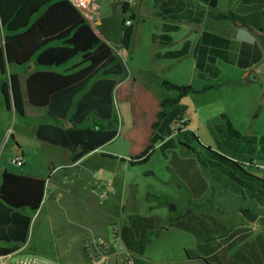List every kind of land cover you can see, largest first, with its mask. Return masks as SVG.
I'll return each mask as SVG.
<instances>
[{
	"label": "trees",
	"instance_id": "obj_1",
	"mask_svg": "<svg viewBox=\"0 0 264 264\" xmlns=\"http://www.w3.org/2000/svg\"><path fill=\"white\" fill-rule=\"evenodd\" d=\"M257 4V8L249 12L229 10L212 14L208 8H215L217 0H153L158 15L169 20L200 23L209 14L216 20L244 23L264 32V0H257ZM129 12V16H125ZM121 13L120 45L128 49L135 13L125 1L121 2ZM127 20L130 21L128 24ZM178 29L177 24L163 23L162 33L153 34L151 39L161 45H169L172 42L169 33ZM1 39L0 94L5 108L8 111L13 108L15 114L22 116L45 111L53 120L68 118L72 123L71 127L64 128L58 123L40 122L34 131L37 139L66 148L70 160L76 161L116 136L113 89L117 78L123 74V66L112 46L99 38L88 20L69 0H0V42ZM231 46L230 38L203 29L194 46L190 41H184L180 48L156 53L154 57L181 59L191 51L200 78H217L219 61L248 69L263 59L256 42L241 41L234 59L230 54ZM78 55L81 56L79 61L63 68ZM31 62L37 67L34 71L10 68L12 65L26 67ZM160 86L175 93L164 95L159 100L148 144L141 152L128 157L132 166L145 162L156 149L165 153L176 147V137L185 132L188 124L186 107L181 103L182 89L199 92L217 85L194 89L163 79ZM91 115L100 122L89 123ZM220 117L221 126L216 131H220L222 137L234 139L236 146L231 148L225 140L218 143L219 152L209 147V156L198 158L197 162L210 171L213 182H219L228 190L247 196L264 207V179L245 168L247 163L264 161V135L244 134L235 128L225 113ZM173 158L177 159L175 155ZM184 175L189 179V185L193 183L195 186L197 194H193L194 198L206 193L209 184L204 176L189 178L186 171ZM44 192L45 181L41 178L8 169L0 172V243L10 244L0 245V254L15 251L26 241L31 216L38 210ZM171 209L175 207L171 205ZM191 213L192 209L187 208L183 214L171 216L168 224L179 225L182 220L190 219ZM156 222L153 216L127 215L121 234L133 253L143 254L156 233ZM181 224L179 227H187L183 222ZM216 225L220 226V223L216 222ZM203 229L197 230L196 234L200 240L198 247L208 262L218 256L217 236L210 228ZM247 235L232 238L231 246L238 240H245ZM259 252L264 257L263 243H260Z\"/></svg>",
	"mask_w": 264,
	"mask_h": 264
},
{
	"label": "rangeland",
	"instance_id": "obj_2",
	"mask_svg": "<svg viewBox=\"0 0 264 264\" xmlns=\"http://www.w3.org/2000/svg\"><path fill=\"white\" fill-rule=\"evenodd\" d=\"M152 1L137 0L136 13L139 17L133 21L134 35L131 37L128 49L120 46L122 36L120 3L116 0H105L104 17L101 22L95 24V21H91L94 29L117 53L123 66V74L117 78L118 87L125 84L126 78L131 74L142 85L146 86L147 83L149 86L147 88L151 92L164 95H173L175 92L165 91L158 84L160 79L191 86L194 89H201L209 84L217 86L199 92L185 89L186 93L182 92L184 96L181 98V103L186 107L185 118L188 124L185 132H181L176 137V147L165 153L156 149L145 162L134 166L131 173L126 176L128 182L133 185L135 210L141 214L152 215L157 219L158 224L156 233L137 259L144 264L161 262L219 264L218 261L220 264H252V262L256 264L258 259L260 264H263L264 257L260 255L259 246L260 243L264 244V207L247 196L243 197L228 190L219 182H213L210 171L201 167L197 159L208 157L210 154L208 148L217 150L218 143L221 144L225 140L228 145L231 144V148L236 146L234 139L222 137L220 131H216V128L221 126L222 113H225L242 133L250 132L256 135L264 133V65H254L257 73L254 80H245L242 77V69L233 63L222 61L217 63L220 68L217 78L211 76L200 78L192 56L180 59L178 62L163 60L160 65H156L151 58L155 48L151 43L150 34L156 30L151 16ZM229 2L230 0H218L214 11L226 12L231 8ZM129 14L130 12L125 16ZM182 35L183 31L173 33L174 42L169 46L170 49L180 47ZM243 35L245 34L241 30H237L235 36L226 35L232 40L231 52L235 53L238 40ZM80 59L81 56L78 55L63 68ZM171 62L173 64H168ZM150 69L156 70L157 80L151 81V78L143 72ZM115 98L116 122L113 124L118 133L103 146V151L123 156L134 154L142 150L145 144L142 133H138L133 140L127 138L136 120L133 116L132 103L128 99L121 98L117 90ZM0 101L3 102L2 99ZM147 114L146 110L142 112V116ZM41 116L50 119L45 112L22 116L6 108L1 110L0 103V166H9L19 171L24 165L18 167L11 160L24 150L25 166L32 165L34 171L40 169L47 171L43 162L47 153L42 149L38 150L36 145L38 140L32 130L38 122H42L38 120ZM180 142L186 143L187 146ZM173 155L177 159L173 158ZM56 160L62 161L63 157L58 156ZM262 165L264 161L257 160L247 164L245 168L248 172L264 179ZM185 171L188 172L189 178L204 176L208 181L209 188L200 198H194L193 194L197 192L193 183L189 185V179L184 175ZM188 202H192L189 203L192 209L191 218L182 220L183 226L187 225V227L184 229L179 227L182 222L179 225L173 223L168 226L167 221L170 217L183 214ZM171 205L175 207L174 210L171 209ZM243 209L255 213L257 215L255 220L249 221L242 216L240 211ZM85 215L87 217V214ZM72 218L76 216L69 209L47 207L39 216L31 236L33 252L52 258L59 264H92L85 258L80 243L75 237L77 234L70 231L72 221L75 220ZM216 222L220 223V226H217ZM204 227L210 228L217 236L215 240L218 239V256L208 262L202 259L198 247L200 240L197 237V230H204ZM225 230L227 232L221 236ZM247 233L245 240H238L231 246L233 239Z\"/></svg>",
	"mask_w": 264,
	"mask_h": 264
},
{
	"label": "crops",
	"instance_id": "obj_3",
	"mask_svg": "<svg viewBox=\"0 0 264 264\" xmlns=\"http://www.w3.org/2000/svg\"><path fill=\"white\" fill-rule=\"evenodd\" d=\"M92 1H93V6L95 8L92 14V19L91 20L87 18L86 19L90 23L94 32L99 36V38L105 41L106 43H108V41H106L105 38H103L101 34L94 29V26L91 22V21L93 22L95 21V24L97 23L99 24L101 22L102 17H104L103 8L105 6V0H92ZM116 1L121 4L120 0H116ZM231 1L232 4H230ZM230 2L229 5H231V8H228L227 11L232 10L235 12H249L257 8L258 5L257 0H248V1L230 0ZM217 4H218V0H217ZM130 6L135 13V17L132 20V24H133V21L139 17V14L137 15L136 13L137 0H133V3ZM215 8H208V11L211 12L212 14L227 12V11L215 12L214 11ZM122 16L123 14L121 13V28H122ZM151 16L153 17L154 26L156 29L155 32L150 34L151 43L155 48V50H153L151 53V58L153 59V61L156 62L155 63L156 65H160L163 60H172V62L180 61V59L154 57L156 53L163 54L167 50H175V49H170L169 46L174 42L173 33L178 31H183V35L180 38V47H181L184 41H190L191 45L194 46L203 29H207L209 31L218 33L227 38H229L228 36H226L227 34H232L233 36H235L237 30H241L245 35L239 38L238 40L239 43L237 45L235 53L230 51L231 57L233 59L237 55L238 47L241 41H246L251 43L256 42L258 44V41L256 37L253 35V33H251V31H249L246 27L242 26L241 25L242 23L230 22L228 20H216L213 19L209 14H207L200 23H196L194 21H188V20H169L158 15V9L153 5V1H152ZM163 23L177 24L179 26L178 30L169 33V35L172 38V42L169 45H161L158 42H153L151 39L153 34L162 33ZM252 29L254 31H257L254 28ZM133 35H134V24H133L131 37H133ZM0 45L1 46L3 45L2 39ZM189 56H192L191 51L187 56L181 59H184ZM172 62L168 64H173ZM193 62H194V58H193ZM257 64L264 65V54H263V59ZM10 68L17 71L26 70L28 72L37 69L34 62H31L26 67H19L12 65ZM242 70H243L242 77L245 80H248L251 77H257V73L254 68V65L248 69H242ZM139 71L142 70L139 69ZM155 71L156 70L150 69L143 72H145V74L151 78V81H153V80H157V76H156L157 74ZM1 77L2 75L0 73V78ZM161 80L163 79H160V81H158L159 85ZM145 84L146 86L144 84L142 85L139 82V80L135 79L133 74H131L129 77L126 78L125 84H121L120 87H118L119 83L117 82V84L113 89L114 103L116 101L115 98L116 90L119 91L121 98L128 99L132 103L133 116L136 120L133 124L134 126L129 130L127 138L133 140V137H136L138 133H142L143 142L145 144L144 147L149 142V137L152 131L151 125L155 120V115L158 110L159 100L164 96L163 93L158 94L151 92L147 88L149 87L147 83ZM0 99H2L3 101L1 94H0ZM0 103H1V110H3V108H5L4 101L3 102L0 101ZM11 110L14 111L13 108H11ZM144 110L148 111V114L146 116H142V112ZM42 112L30 113L28 115H39ZM38 120L42 122L58 123L64 128H69L72 126V123L68 118L56 121L51 118L48 120L44 116H41L39 117ZM88 122L99 123L100 121L94 115H91L89 117ZM39 123L40 122H38L37 124ZM37 124L32 128L33 133L36 129ZM244 134H251V133L247 132ZM257 135H264V133H259V134L257 133ZM37 140L38 143L36 145L38 146V150L42 149L47 153L46 156L43 158V162L48 172L42 171V169L38 171H34L32 165L25 166L26 163L24 161V156L26 155V153H24V150H22L19 155L14 156V157L16 156L22 157L23 160L22 165H24L22 169L16 171L15 169L10 168L9 166H5V165L0 166V172L4 169H8L15 172H21L31 177L41 178L45 181V192H44L43 200L41 201L38 210L34 212L31 216L30 224L27 231L26 241L22 243L15 250L16 253H19L20 255L37 254L33 252V250L31 249V236L33 234L34 228L36 227V223L38 221L39 216L44 210L47 209V207H50L52 209H63V210L69 209L71 213L74 216H76L77 219L72 218L75 220L72 221V225L70 226L71 227L70 231H73L74 234L75 233L77 234L75 237L78 239L81 249H82V240L87 234L92 233V234L106 236L109 233V228L111 224L116 223L120 226H123L127 223L128 214L139 213L135 210L136 209V204L134 202L135 198L132 195L133 185L130 182H128V179L126 177L129 173H131L132 168H134V166H132L128 161L129 155H133V154H128L126 156H123V155L105 153L103 151V146L108 143L106 142L101 146H99L98 148L87 152L76 161H71L69 151L66 148L51 144L44 140H39V139ZM142 150L134 152V154H137ZM58 156H62L63 160L57 161L56 158ZM48 164L50 166H47ZM189 203L190 202L186 203L187 204L186 209L190 208ZM85 214H87L88 218L86 217ZM141 215L152 216L148 214H141ZM167 223L169 222L167 221ZM217 240L215 241L218 242ZM0 245H10V244L0 243ZM139 256L141 255H137L134 253L132 264H144L143 262L141 263L137 259ZM202 259L204 260V257H202ZM252 264L254 263L252 262ZM256 264H259L258 259L256 261Z\"/></svg>",
	"mask_w": 264,
	"mask_h": 264
},
{
	"label": "built area",
	"instance_id": "obj_4",
	"mask_svg": "<svg viewBox=\"0 0 264 264\" xmlns=\"http://www.w3.org/2000/svg\"><path fill=\"white\" fill-rule=\"evenodd\" d=\"M70 3L80 11L87 19H92L94 6L92 0H69ZM130 5L133 0H123ZM130 21L127 20L126 24ZM11 162L16 166L23 164L22 157L16 156ZM254 163V162H252ZM248 164V163H247ZM250 164V163H249ZM264 170V165L261 166ZM82 250L86 259L92 264H132L134 253L126 246L121 226L113 223L110 225L109 233L106 236L98 234H87L82 240ZM15 251L0 254V264H58L52 258L40 254L14 255ZM155 264H170L161 262Z\"/></svg>",
	"mask_w": 264,
	"mask_h": 264
},
{
	"label": "water",
	"instance_id": "obj_5",
	"mask_svg": "<svg viewBox=\"0 0 264 264\" xmlns=\"http://www.w3.org/2000/svg\"><path fill=\"white\" fill-rule=\"evenodd\" d=\"M242 26L246 27L249 31H251V33H253V35L256 37L257 41H258V44L264 54V32H257V31H254L252 29V27H250L249 25L247 24H244L242 23L241 24ZM182 92L183 93H186V90L185 89H182ZM241 215L244 216L245 218H247L249 221H254L255 218L257 217V215L255 213H251L249 212L248 210H241L240 211Z\"/></svg>",
	"mask_w": 264,
	"mask_h": 264
}]
</instances>
